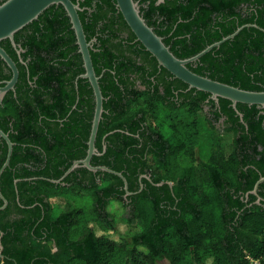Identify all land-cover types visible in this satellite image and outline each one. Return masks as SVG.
<instances>
[{
	"label": "trees",
	"instance_id": "trees-1",
	"mask_svg": "<svg viewBox=\"0 0 264 264\" xmlns=\"http://www.w3.org/2000/svg\"><path fill=\"white\" fill-rule=\"evenodd\" d=\"M72 1L81 7L78 15L86 40L96 38L89 51L95 73L102 74L103 112L96 147L102 151L101 138L106 135L105 151L93 155L91 164L120 171L131 193L124 196L119 176L85 167L69 173L64 184L47 180L58 179L74 159L85 156L93 114L92 89L90 85L86 89L82 84L86 79L81 78L79 95H87L83 126L77 130L75 123L71 125L72 115L68 122L62 120L68 110L65 102H73L76 94L72 82L64 80L83 67L64 8L50 5L14 33V42L24 49L20 60L9 39L0 41L16 63L20 80L0 106V129L13 143L9 164L0 176V190L8 202L0 210V264H159L162 260L203 264L208 257L212 264H264V181L257 195L249 192L264 175L263 114L256 118V105L237 103L244 123L239 122L234 109L226 105L230 101L219 97L221 111L228 117L227 132L234 136L231 152L224 154L219 136L212 135L210 142L195 138L199 100L180 92L190 100L177 107L169 100L175 96L173 89L187 84L174 77L152 85L146 78L173 76L163 67L157 72L156 59L136 40L115 0ZM135 1L146 23L179 58L194 55L243 24H256L242 28L187 67L242 89L264 88V0ZM133 71L139 72L147 89L134 87L129 79ZM10 76V70L0 67V77ZM236 124L243 129L238 139ZM68 128L79 136L65 138ZM241 138L244 147H236ZM6 153L0 137V167ZM196 154L199 161L194 164ZM244 167L249 168V177ZM148 172L151 181L139 178ZM67 191L91 194L92 220L107 233H115L116 226L104 209L110 200H120L129 210L126 222L135 220L136 230L116 240L96 234L79 208L53 216L51 197Z\"/></svg>",
	"mask_w": 264,
	"mask_h": 264
},
{
	"label": "water",
	"instance_id": "water-1",
	"mask_svg": "<svg viewBox=\"0 0 264 264\" xmlns=\"http://www.w3.org/2000/svg\"><path fill=\"white\" fill-rule=\"evenodd\" d=\"M164 0H155V4H159ZM60 4L64 8L66 15L69 18L71 29L74 32L75 43L77 51L80 53L84 72L79 77L87 79L92 89L94 98L93 115L91 119V126L87 140V149L84 158L75 160L58 179L47 178L48 181L53 183H62V180L75 168L85 167L90 171L96 172L98 170L113 173L119 176L123 181V187L126 194H130L127 190V181L120 171L113 170L106 165H91L90 160L93 155H100L95 146V139L97 135L98 125L103 112V95L99 86V76L95 74L91 55H90V42L86 40L83 31L82 23L78 15L81 10L77 2L72 0H4L0 3V41L9 39L13 47H16L14 42V33L23 28L28 23L37 19L38 15L43 12L50 5ZM116 7L121 12L123 19L134 33L136 40H138L145 50H147L157 61L158 66L165 68L173 77L180 79L187 84L188 88H194L203 92L209 93L215 101L219 97L228 99L232 105L235 106L237 102L248 105L255 104L264 107V89L263 90H247L237 86H233L207 76L200 75L193 72L187 67L188 63L194 62L199 59L203 54L207 53L214 47H219L224 41L233 38L242 28L249 26H257L253 23H246L237 27L232 33L222 37L192 56L186 58H179L173 54L169 46L163 42L161 36L156 34L151 26H149L145 19L140 15L138 1L135 0H115ZM19 52V51H18ZM0 58L9 67L11 71L10 79L3 81L4 85L0 86V106L4 94L8 90H12L17 81L18 69L15 62L0 45ZM0 137H2L7 145V153L4 162L0 167V176L5 167L9 164L13 143L9 139L7 133L0 129ZM105 137V136H104ZM103 137V138H104ZM105 150V144L102 146ZM148 177V176H147ZM18 179L15 180V182ZM264 181V176H260L254 183L250 193L257 195V189L261 182ZM163 182L157 183V185ZM168 183V182H167ZM170 185V183H168ZM248 192V193H249ZM246 194V197L248 195ZM0 199L2 204L0 210L4 209L7 205V199L3 196L0 190ZM259 201L257 197L256 202ZM2 232H0L1 237ZM2 244L0 242V256H2Z\"/></svg>",
	"mask_w": 264,
	"mask_h": 264
},
{
	"label": "flooded vegetation",
	"instance_id": "flooded-vegetation-1",
	"mask_svg": "<svg viewBox=\"0 0 264 264\" xmlns=\"http://www.w3.org/2000/svg\"><path fill=\"white\" fill-rule=\"evenodd\" d=\"M164 2V1H163ZM162 3V2H161ZM80 7V6H79ZM81 8V7H80ZM86 37V36H85ZM95 40H96V38L95 37H91L90 38V40H89V42H90V46H92V44H93V42H95ZM12 45V44H11ZM13 47V46H12ZM13 49L15 50V53L17 54V56H18V58H19V60L21 59V57H20V54L24 51V49H21L20 48V45L18 44H16V47H13ZM19 51V52H18ZM7 52V51H6ZM78 52V51H77ZM79 53V52H78ZM10 56V55H9ZM11 57V56H10ZM1 59V58H0ZM82 59V58H81ZM2 60V59H1ZM13 60V59H12ZM3 61V60H2ZM14 61V60H13ZM4 62V61H3ZM3 62H0V67H2V69H3V71H6V72H9V67L6 65V64H3ZM15 65H16V63H15ZM158 65V64H157ZM81 66L83 67V62L81 63ZM16 67H17V65H16ZM159 68H158V70H157V72L158 73H160L161 72V69H160V66H158ZM94 68V67H93ZM17 69H18V67H17ZM69 71V70H68ZM95 71V70H94ZM11 72V71H10ZM84 72V68H83V71L82 72H78L76 75H73V78H67L66 80H64V81H71L72 83H71V85L73 86V89L75 88V96H74V101L73 102H71V103H66L65 102V108H66V106H68V110L67 111H65L64 112V116L62 117V120H65L66 122H68L69 120H70V115H72V117L74 118V120H72V121H70V124L72 125V124H76V126L78 127L77 128V130L81 127V126H83V117L85 116V111H84V109L87 107V103H86V99H87V95H83L82 97H80V95H79V88H78V81H79V79H81V77H79V75L80 74H82ZM157 73V74H158ZM96 74V73H95ZM18 75H19V71H18ZM66 75L68 76V75H70V73L69 72H66ZM97 75V74H96ZM101 75L102 74H100V75H97V76H99V78L101 77ZM11 77V76H10ZM10 77L8 78V79H10ZM146 78H148L150 81H152V85L154 84V82H156V81H174V77H166L167 78V80H166V78H163V79H160V78H154L153 76H148V75H146ZM8 79H6V78H2V77H0V86H2V85H4V83H3V81H6V80H8ZM83 79V78H82ZM129 79H130V81H133L134 82V87H136V88H139V89H147L148 87L146 86V85H143L142 83H141V79L139 78V72H130L129 73ZM35 80V78L33 79V81ZM17 81H20V80H18V77H17ZM16 81V82H17ZM26 81H32V80H30V79H26ZM99 81V80H98ZM16 84V83H15ZM82 84H83V86L86 88V89H88L89 88V82H88V80L86 79V80H82ZM68 88H70V85L68 86V85H66ZM14 87H15V85H14ZM158 89L161 91V92H163V85L162 84H160V85H158ZM192 88H188V86L187 87H185L184 89H182V88H180V87H178V89H173V92H174V95L175 96H173V97H170V101H172V102H176V104H177V107L179 106V104H180V102H182L183 100H190V97H188V96H180V92H184V93H189L190 94V96H192L191 97V99H197V100H199V104H200V107H201V110H199L198 112H197V117H196V125L197 126H193L194 128H193V133L194 134H196V136L198 137V139H200V140H205V141H207V140H209L210 139V137L212 136V134L213 133H217V132H219L220 134V136H223L224 134H227V133H229V131L227 132V127L229 126V122H228V117H227V114H225V113H222V111H221V106H220V102H219V98H218V100L217 101H215L214 99H212L211 98V96L209 95V93H207L206 92V94L205 95H197V92H196V90H191ZM264 89V88H263ZM262 89V90H263ZM12 90H14V88L12 89ZM8 91H10V90H8ZM7 91V92H8ZM200 91V90H199ZM6 92V93H7ZM6 93L4 94V96H3V98L5 97V95H6ZM200 98V99H199ZM2 101H3V99H2ZM91 101V100H90ZM89 101V102H90ZM237 103H239V102H237ZM237 103L235 104V106H233L232 105V103H231V101H230V103H228V104H226L227 106L228 105H230L233 109H234V111H235V115H237L238 117H239V122H243V114L240 112V111H238L237 109H236V105H237ZM2 104V103H1ZM242 104H244V103H242ZM248 105V104H247ZM252 105H255V104H252ZM250 106V105H249ZM93 108H94V98H93ZM256 108H257V111H256V118H258V116L260 115V114H263V120H262V123H264V107H260V106H257L256 105ZM92 113H93V111H92ZM221 113V114H220ZM219 114V115H218ZM93 115V114H92ZM216 116H217V119L216 120H214L215 118H216ZM92 119V118H91ZM91 119H90V122H91ZM211 123L214 125L213 127L211 126ZM244 123V122H243ZM91 126V125H90ZM204 126V129L202 128ZM236 134H235V138L236 139H238L239 137H242V133H243V129H242V127L240 126V125H238V124H236ZM76 130V131H77ZM76 131L74 130V129H72V128H68V130H66L65 129V134H64V136H65V138H72L73 136H75V137H77V136H79V134L78 133H76ZM89 131H90V127H89ZM98 131V130H97ZM70 132H75V134H70ZM110 132H113V131H110ZM148 132V134L146 135V139L148 138V135H149V131H147ZM230 135H232L233 133L232 132H230L229 133ZM214 136H216L215 134H213ZM219 135H217V136H219ZM88 136H89V134H88ZM104 136H106V135H104ZM103 136V137H104ZM153 136V135H152ZM216 136V137H217ZM101 138V142H102V146H103V144H105L104 143V139H105V137L104 138ZM233 135L231 136V139H232V144H234L233 143ZM251 137V135L249 136V138ZM2 138V137H1ZM87 140H88V137H87ZM87 140L85 141L86 142V145H87ZM141 142H142V139L140 140ZM147 142H149L148 140H147ZM139 145H141V143L139 144ZM95 146H96V139H95ZM148 146H149V144L147 145V148H148ZM243 146V141H242V138H241V140H239V141H237V144H236V147H239V148H243L242 147ZM97 148V147H96ZM258 149H260L261 150V147H258ZM232 150V149H231ZM98 151V150H97ZM105 150H102L100 153L102 154L103 152H104ZM99 152V151H98ZM231 152V151H230ZM229 152V153H230ZM100 154V155H101ZM82 158H84V157H82ZM82 158H77V159H74L73 161H72V163L75 161V160H79V159H82ZM92 158V157H91ZM199 161V155H198V159H197V157H196V159H195V161H194V164H196L197 162ZM71 163V164H72ZM90 163H91V160H90ZM70 164V165H71ZM69 165V166H70ZM92 165V164H91ZM249 166H251V165H249ZM80 167H82V166H80ZM251 167H253V165L251 166ZM77 168H79V167H77ZM76 169V168H75ZM74 169V170H75ZM244 172H245V175L246 176H250V172H249V168H247V167H244ZM73 170V171H74ZM71 173V172H70ZM62 176V175H61ZM148 176V177H147ZM262 176H264V175H262ZM141 177H144V178H146L147 180H149V181H151V175H150V173L148 172V173H146V174H141L140 176H139V178H141ZM138 178V179H139ZM259 178V177H258ZM65 179V178H64ZM63 179V180H64ZM63 180H62V184H64V182H63ZM257 191H258V189H257ZM125 195H128V194H126V193H124V196Z\"/></svg>",
	"mask_w": 264,
	"mask_h": 264
},
{
	"label": "rangeland",
	"instance_id": "rangeland-1",
	"mask_svg": "<svg viewBox=\"0 0 264 264\" xmlns=\"http://www.w3.org/2000/svg\"><path fill=\"white\" fill-rule=\"evenodd\" d=\"M166 127V126H165ZM204 129V126L202 127ZM164 132L169 135L170 130L168 128H164ZM216 136L220 133H213ZM212 134V135H213ZM197 138L196 134L193 135ZM229 133L224 134L223 136L219 135L221 148L224 151V154L227 155L231 149L233 148L232 139ZM210 142V140H208ZM209 149V147H208ZM207 149V150H208ZM207 155V153H206ZM198 159V154H196ZM50 202L52 204V214L53 216L58 215L60 212L64 210H68L71 208H79L83 211V220H89L94 228L96 234H107L109 237L120 240L121 237H126L129 234H132L136 228L134 226L135 220L131 223H127L126 219L129 216L128 208L124 207L120 200H110L109 203L105 207V211L111 215V219L116 226V232H103L99 229L98 223L92 220V216L94 214L93 211V198L90 193L85 192H76V191H67L60 192L51 197ZM159 264H167L166 260H162ZM203 264H212V259L210 257L206 258Z\"/></svg>",
	"mask_w": 264,
	"mask_h": 264
}]
</instances>
